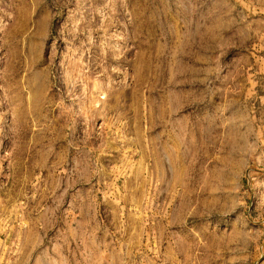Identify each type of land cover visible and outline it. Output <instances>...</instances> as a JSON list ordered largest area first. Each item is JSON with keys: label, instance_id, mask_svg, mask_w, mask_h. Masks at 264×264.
<instances>
[{"label": "rangeland", "instance_id": "374dc122", "mask_svg": "<svg viewBox=\"0 0 264 264\" xmlns=\"http://www.w3.org/2000/svg\"><path fill=\"white\" fill-rule=\"evenodd\" d=\"M0 264H264V0H0Z\"/></svg>", "mask_w": 264, "mask_h": 264}]
</instances>
